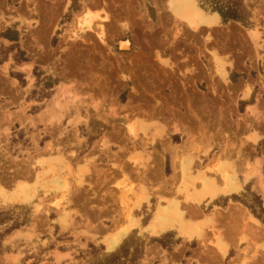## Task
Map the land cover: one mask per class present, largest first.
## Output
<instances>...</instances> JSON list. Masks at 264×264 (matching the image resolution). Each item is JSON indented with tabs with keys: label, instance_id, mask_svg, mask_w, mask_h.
<instances>
[{
	"label": "rangeland",
	"instance_id": "1",
	"mask_svg": "<svg viewBox=\"0 0 264 264\" xmlns=\"http://www.w3.org/2000/svg\"><path fill=\"white\" fill-rule=\"evenodd\" d=\"M170 4L0 0V264H264V0H197L200 30ZM176 201L197 238L150 233Z\"/></svg>",
	"mask_w": 264,
	"mask_h": 264
},
{
	"label": "bare ground",
	"instance_id": "2",
	"mask_svg": "<svg viewBox=\"0 0 264 264\" xmlns=\"http://www.w3.org/2000/svg\"><path fill=\"white\" fill-rule=\"evenodd\" d=\"M170 3H171L170 8L175 13V15H177L183 19L185 18V20H187V22L195 30H200V28H202L204 26L205 27H213L218 23V21L220 19V16L217 13H213V14L205 13L198 6L197 0H170ZM103 20L104 19H102V17H100V15L99 16L89 15L88 18L83 17L79 20L78 27L80 28V31L82 32V34H86L88 31H91V32L95 33L96 35L102 36V35H104L103 33H104V29H105ZM120 45L122 48H126L129 46L127 41H122L120 43ZM192 164L193 163L189 162V161L186 163L181 162V161L175 162L174 163V175L176 176L177 172H179L178 174L182 173L186 176L188 174V171L190 169V166H192ZM194 164H195V161H194ZM195 166L196 165H194V167ZM195 170H196V168H195ZM206 175L207 174H203L200 176V178H197V179L200 180V183L203 186L204 193L207 192L208 195L211 194L213 197H214V195H216L220 191L222 193H224V195H230V194H236L242 189V186H240V184H238L237 179L239 177L238 178L235 177L236 174L235 175H231V174L227 175V174L223 173L222 174L223 175L222 176V180H223L222 186L221 185L218 186V184L215 183L216 180L214 182V178L212 179V177L210 178V176L207 177ZM217 181H218V179H217ZM195 184H197V183H195ZM198 193H196V196L200 198L202 194H201V192H200L201 195H199ZM206 195H204V196H206ZM211 195H210V198H211ZM204 196H202V197L204 198ZM178 202L179 201L172 202L173 204H169L167 206L160 205V207L157 208V211L155 212V217L153 216L154 219L151 223L152 226L149 227L150 233L152 235H161V234H164L170 230H174L176 228L181 233H183L184 236L186 235L191 240L195 239L201 235L202 232L200 231L198 226L193 221L189 220V218L187 217L188 215L189 216H191V215L190 214L186 215V217L188 219L185 217L186 211L191 209L190 205L193 206L192 207L193 209H195V208L199 209V207H200L199 204L188 202V204H186V205H188L187 208L188 207L189 208H188V210L184 211L183 206L186 207L184 205L185 203H181V202L178 203ZM180 203H181V205H180ZM193 209H192V211H193ZM197 211L195 210V212H197ZM198 212H200V211H198ZM196 215H198V213ZM249 218H251V220L255 224L259 223V221L255 217H253L251 214L249 215ZM176 225H178V226H176ZM121 241H122V239L120 238L119 240H113L111 242H108L107 251L112 252V251L116 250V248L122 243ZM224 252L226 253L227 251H224Z\"/></svg>",
	"mask_w": 264,
	"mask_h": 264
},
{
	"label": "trees",
	"instance_id": "3",
	"mask_svg": "<svg viewBox=\"0 0 264 264\" xmlns=\"http://www.w3.org/2000/svg\"><path fill=\"white\" fill-rule=\"evenodd\" d=\"M222 17L225 19V20H229V19H238L240 18V14L238 12V10H235V9H231L229 10L228 12L226 13H222ZM24 56L22 55V52L19 51L18 55L16 56V61L17 62H22L24 61L25 59L23 58ZM264 211V210H262ZM254 214L258 217V218H261L263 221H264V213H258L256 212L255 210L253 211Z\"/></svg>",
	"mask_w": 264,
	"mask_h": 264
}]
</instances>
